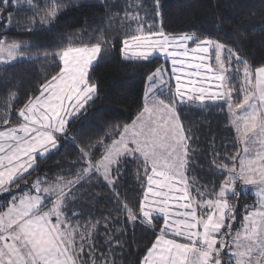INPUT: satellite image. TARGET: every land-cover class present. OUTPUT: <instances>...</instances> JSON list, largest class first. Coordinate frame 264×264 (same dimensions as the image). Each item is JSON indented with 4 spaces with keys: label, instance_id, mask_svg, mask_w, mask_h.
Returning a JSON list of instances; mask_svg holds the SVG:
<instances>
[{
    "label": "snow or ice",
    "instance_id": "snow-or-ice-1",
    "mask_svg": "<svg viewBox=\"0 0 264 264\" xmlns=\"http://www.w3.org/2000/svg\"><path fill=\"white\" fill-rule=\"evenodd\" d=\"M70 6L65 0H0V21H8V30L14 25L21 32L51 30ZM120 7L100 19L105 28L118 26L122 58L163 59L170 70L161 64L147 76L141 107L130 123L113 125L83 146L77 143L79 130L70 134L71 125L98 98L91 71L104 46L114 47L104 29L94 30L100 35L63 34L59 51L43 53L31 51L38 47L34 42L0 34V65L55 57L58 69L18 110L19 123L9 125L5 118L0 124V264H117L115 249L124 247L119 239L124 231L112 227L118 217L82 219L87 214L75 210L90 195L85 189L101 183L112 186L127 221L153 232L140 264H264V64L254 66L203 32H165L161 0H152L151 9L141 0H125ZM237 25L231 36L238 45L245 37ZM16 99L8 93L5 117ZM209 107L223 112L234 131L232 151L213 152L209 167L223 179L211 186L189 175L196 167L195 130L181 119L189 110ZM69 143L78 156L69 161L71 168L61 169L65 175L44 173L27 181L40 167L38 159ZM125 162H138L136 180L144 189L138 212L115 190ZM249 194L255 203L244 206L234 229L235 201ZM100 227L105 251L94 243Z\"/></svg>",
    "mask_w": 264,
    "mask_h": 264
},
{
    "label": "trees",
    "instance_id": "trees-1",
    "mask_svg": "<svg viewBox=\"0 0 264 264\" xmlns=\"http://www.w3.org/2000/svg\"><path fill=\"white\" fill-rule=\"evenodd\" d=\"M71 6L64 11L56 21V26L51 30L36 27L31 32L18 31L19 26H13L8 30L5 25L8 21H0V34L11 36L18 40H28L38 45L31 51L53 52L59 51L58 41L62 40L63 34L77 33L100 35L99 29H104L103 35L114 45L113 48H106L102 51L101 58L91 71L92 78L98 84V98L87 106V113L81 116L71 125L75 131L81 132L77 136V143L81 146L87 139L99 140L104 131L109 127L130 123L141 107L146 78L155 67L164 65L170 70V61L156 59L152 63H138L122 58L120 49L122 47V35L118 34V26L111 29L105 28L104 21L100 17H106L108 13L121 12V5L125 0H65ZM116 3V7H111ZM147 8H152V0H141ZM160 11L163 14L164 31L178 34L182 32H203L205 36L221 39L234 51L247 59L254 66L264 64V0H161ZM15 11V9H9ZM23 11V10H22ZM23 19L24 17H17ZM239 27L244 33V39L237 45L231 36L232 30ZM159 23V22H158ZM217 25H223L218 29ZM202 39L204 36L201 37ZM92 40L91 43H95ZM55 57L45 60L19 61L11 66L0 65V124L7 118L9 125L19 122L16 113L23 107L28 97L38 95L37 88L54 75L57 68L53 65ZM13 92L18 99L10 101L11 111L8 117L4 116L7 110L5 101L8 93ZM182 121L187 125L191 123L194 128L191 144L196 152V167L190 171L189 175L195 177L203 185H218L223 179L222 176L214 175L213 169L209 167L213 152L223 153L225 148L232 151L234 131L227 123L223 112L218 108L209 107L203 111L189 110L185 117L181 115ZM105 142H109L105 138ZM63 144V141L61 142ZM102 151V150H101ZM78 156L77 149L72 144L64 146L46 160H37L40 167L26 176L29 183L35 180L38 175L49 174V178L58 175H65L61 169H69L72 165L69 161H75ZM95 159H99L97 153ZM138 162H125L121 176L115 190L120 197L134 212H138V204L142 199L140 183L136 180ZM31 171V170H30ZM23 188L24 181L20 182ZM89 196L81 199L76 205V211H83L89 217L101 219L103 217L116 216L119 223L112 227H119L124 234L119 239L124 243V247L115 249V259L117 264H140L146 254V248L151 246L154 240L153 232L150 228L139 223L132 224L125 219V214L118 211L120 207L116 202V197L112 194V186L101 183L91 189L86 188ZM253 195L240 197L235 201L237 206V221L233 223V228L238 225L244 212V204L252 199ZM230 201L232 200L229 197ZM153 223H156L154 220ZM162 226V221L157 227ZM105 229L99 228L101 234L94 243L99 246L100 251H105L104 240Z\"/></svg>",
    "mask_w": 264,
    "mask_h": 264
},
{
    "label": "rangeland",
    "instance_id": "rangeland-1",
    "mask_svg": "<svg viewBox=\"0 0 264 264\" xmlns=\"http://www.w3.org/2000/svg\"><path fill=\"white\" fill-rule=\"evenodd\" d=\"M254 203H255V199H254V196H253L252 199H250L248 203H245V204H244V206H245V205H253ZM237 206H238V204H237ZM236 227H238V225H237ZM236 227H235V228H236ZM235 228H234V229H235Z\"/></svg>",
    "mask_w": 264,
    "mask_h": 264
},
{
    "label": "crops",
    "instance_id": "crops-1",
    "mask_svg": "<svg viewBox=\"0 0 264 264\" xmlns=\"http://www.w3.org/2000/svg\"><path fill=\"white\" fill-rule=\"evenodd\" d=\"M19 123V122H18Z\"/></svg>",
    "mask_w": 264,
    "mask_h": 264
}]
</instances>
